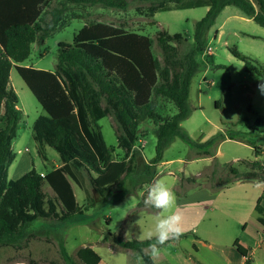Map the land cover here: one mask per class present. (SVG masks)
Instances as JSON below:
<instances>
[{"label": "trees", "instance_id": "obj_1", "mask_svg": "<svg viewBox=\"0 0 264 264\" xmlns=\"http://www.w3.org/2000/svg\"><path fill=\"white\" fill-rule=\"evenodd\" d=\"M56 1L0 0V248L8 247L16 252L27 249L38 239L39 234L31 230L34 222H86L76 218L86 215L104 200L119 203L125 196L133 195L138 197L136 211L157 213L145 207L146 194L139 195V189L154 182L158 166L176 138L185 140L191 147L204 149L202 156H214L207 150L214 138L198 144L181 126L193 113L190 89L193 78L201 71L197 56L207 50L209 31L229 6L264 28V0H59L51 9ZM133 3L147 5L152 17L158 12L201 7H207L208 12L194 23L192 48L187 45L186 35L159 31L155 41L160 59L153 53L154 41L149 36L123 26L97 22L86 24L75 34L72 44H59L53 72L22 66L30 58L34 44L44 43L66 26L65 14L69 7H101L125 12ZM230 53L244 64L247 72L264 78L263 67L258 62L235 48ZM13 69L45 112L33 124L38 156L47 162L46 147H50L63 163L44 176L35 168L17 180H10L8 176L16 159L12 144L23 118L19 97L10 85ZM159 99L171 102L176 113L163 117L158 111ZM103 118L111 121L117 149L122 153L120 159L105 141L99 124ZM148 121L156 127L157 142L155 156L146 162L135 145L141 125ZM260 126L264 129L263 117L256 120L254 128ZM254 152L258 158L259 149L255 148ZM240 166L229 169L235 180L264 181V160L243 161ZM85 176L92 191L83 186ZM71 181L84 190L86 206L78 204ZM47 186L53 197L46 194ZM255 210L264 228V199H258ZM50 235L54 237L61 264L101 262L91 247L81 248L76 260L69 254L62 232L46 229L47 242L51 241ZM103 241L111 244L116 252L128 251L136 256L150 242L124 240L111 232ZM234 247L243 257L248 256L238 242ZM144 262L152 264L147 256ZM27 264L38 262L29 258Z\"/></svg>", "mask_w": 264, "mask_h": 264}, {"label": "rangeland", "instance_id": "obj_2", "mask_svg": "<svg viewBox=\"0 0 264 264\" xmlns=\"http://www.w3.org/2000/svg\"><path fill=\"white\" fill-rule=\"evenodd\" d=\"M58 1L53 3L51 9L57 6ZM206 11V8L172 10L158 12L152 17L147 5L140 3H133L129 10L122 13L101 7H69L65 14L66 26L52 34L44 43L34 44L30 58L22 66L53 72L57 65L59 44H72L75 34L85 24L97 22L123 26L129 31L149 36L154 41L153 53L160 59L156 34L161 30L170 34H184L188 38V47L192 48L194 23L204 17ZM74 14L82 19L77 20L73 17ZM216 31H220L221 37L214 40ZM208 47L212 50V56L209 53L197 56L201 71L191 85L189 101L193 113L181 126L198 144L199 141L214 138L213 145L207 150L213 155L218 153V159L210 162L207 156L200 155L204 149L191 147L185 140L176 138L164 158V161L173 160L174 163L158 167L155 179L167 183L176 194L179 193L176 196L185 203L202 201L206 196L205 190H217L239 182L231 174L230 167L240 168V162L243 161L250 163L264 160V133H260L264 129L263 126L254 128L256 120L259 117L264 118V95L257 88L264 78L257 73L247 72L244 64L230 53L231 49H237L242 55L258 62L264 72V28L247 18L239 9L228 7L219 15L210 31L207 37ZM10 79L11 86L19 97V107L25 113L19 123L17 138L12 144L16 159L8 173L10 180H17L32 170L34 165L38 172L52 171L61 159L52 148H49L47 162L38 156L37 145L33 139V124L44 111L15 69L11 71ZM158 104V111L163 117L176 113L171 102L159 99ZM155 128L151 121L141 125L140 138H143V142L139 145H143L144 155L150 160L155 156ZM115 138L113 131L111 137H106L107 144H116ZM255 148L260 152L258 158ZM115 155L120 159L122 153L115 149ZM198 157L200 161L189 162L191 158ZM82 183L85 189L92 191L86 176ZM149 185L141 187L139 195L147 194ZM74 186L78 204L81 207L86 206L84 190L75 183ZM245 186L246 190H253L252 186ZM231 190L243 192V184L235 185ZM45 192L48 196L52 195L48 187H45ZM137 203L138 197L133 195L125 196L119 203L104 200L86 215L76 218V221H86V226L53 221L48 223V220L36 221L31 230L38 233L39 237L31 242L30 254L22 251L14 255L9 249L7 253H0V264H10L18 258H24L27 262L32 255L38 260V264H61L53 235H50V242L45 239L46 229L57 230L65 235L68 252L76 260V252L80 248L96 246L108 232L124 240L146 241L147 233L154 231L156 215L147 210L136 211ZM219 206L221 205L218 204L217 207ZM100 254L105 262L112 261L114 257L109 248L101 250Z\"/></svg>", "mask_w": 264, "mask_h": 264}, {"label": "crops", "instance_id": "obj_3", "mask_svg": "<svg viewBox=\"0 0 264 264\" xmlns=\"http://www.w3.org/2000/svg\"><path fill=\"white\" fill-rule=\"evenodd\" d=\"M201 8H206L207 10L206 13L208 12L207 7H201ZM227 8L228 7H226L223 10V12ZM119 12L122 13L121 11ZM76 19L80 20L82 18L81 16H79ZM161 31H165V30H161ZM220 37H221L220 31H216L213 39L217 40ZM210 55L211 56L213 55L212 50ZM190 93H191V89H190ZM19 109L23 112L24 115L25 114L24 111L20 107ZM43 115H45V112L41 114V116ZM99 124L102 128V132L106 141V137L107 136L111 137L113 132L110 119L103 118L100 120ZM142 139L143 138H140L139 136V139L135 145V150H141L143 153L144 160L148 162L150 161V159H147L145 157L143 145H139V143L143 142ZM36 145L38 147L37 142ZM108 146L117 149L116 148L117 141L116 144H112ZM49 148L50 147H46V155L48 157V160H49ZM165 154L163 157V162L158 167L174 163L173 160L164 161ZM207 159L210 162L218 159V153H216L214 156L208 157ZM200 160L201 159L199 157L191 158L189 162L195 163ZM62 166L63 163L60 160V162L54 166L53 170L58 169ZM34 168L36 170L35 165ZM52 171L49 172L37 171V172L42 176H44ZM256 183L257 182L239 181L233 185L222 187L221 189L208 190V191L205 190L204 192L206 196L203 197L202 201H192L185 203L182 202L181 199L178 198L179 197L178 196L177 197L178 207L176 208V211H178L184 218L183 219L184 234L181 236L180 240L178 241L174 240L169 242V244L166 246L165 251L156 261V264H264V228L260 225L258 221V214L255 210L258 199L259 198L264 199V185H261L258 188L256 187ZM241 184H243V192L231 190V188L234 187L235 185H241ZM71 185L75 194V186L72 181H71ZM245 185L252 186L253 190L250 189L246 190L245 187L247 186ZM176 195H179V193L177 192ZM53 196L54 193L52 192V195L49 197H53ZM218 204L221 205L219 206V208L217 207ZM151 214L156 215V213H151ZM70 225L86 226L87 222L75 223ZM235 242H238V244L248 252V256L246 258L243 257L241 254H239L237 249L234 247ZM30 247H31V243L29 244L28 248L23 251H27V253L30 254ZM89 247L93 248L94 251L100 256L101 262L99 264H138L137 256L135 254L128 251L116 252L115 248L111 244L104 243V241H102L101 243H97L96 246L89 245ZM107 248H109L110 253L114 257H116V258L113 257L112 261L109 262H105L100 254L101 250H106ZM9 249L12 250V253L14 255L16 253H22V251L16 252L12 248H8V247L0 248V253H7ZM78 251L76 252V254L78 253ZM30 258L38 262V260L34 257V255L30 256ZM10 264H27V262L26 259L24 258H18L11 261ZM144 264L146 263L144 262Z\"/></svg>", "mask_w": 264, "mask_h": 264}, {"label": "clouds", "instance_id": "obj_4", "mask_svg": "<svg viewBox=\"0 0 264 264\" xmlns=\"http://www.w3.org/2000/svg\"><path fill=\"white\" fill-rule=\"evenodd\" d=\"M257 88L264 95V81L259 83ZM261 185H264V181H257L256 187L259 188ZM143 203L145 207L157 210V213L154 231H149L146 236L150 242L146 249H141L137 253V260L138 264H144V257L147 256L152 264H156L169 242L180 240L184 234V218L175 211L178 207L176 193L163 180L157 179L148 186Z\"/></svg>", "mask_w": 264, "mask_h": 264}, {"label": "built area", "instance_id": "obj_5", "mask_svg": "<svg viewBox=\"0 0 264 264\" xmlns=\"http://www.w3.org/2000/svg\"><path fill=\"white\" fill-rule=\"evenodd\" d=\"M205 53H209L210 54L211 53V48L208 47Z\"/></svg>", "mask_w": 264, "mask_h": 264}]
</instances>
